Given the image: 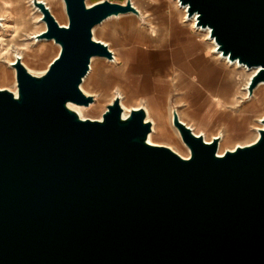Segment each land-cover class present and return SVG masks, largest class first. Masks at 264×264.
<instances>
[{
  "label": "water",
  "instance_id": "obj_1",
  "mask_svg": "<svg viewBox=\"0 0 264 264\" xmlns=\"http://www.w3.org/2000/svg\"><path fill=\"white\" fill-rule=\"evenodd\" d=\"M61 24L32 0L58 53L39 74L17 55L16 91L0 87V264H264V125L218 152L172 110L189 155L148 140L143 106L117 95L100 118L74 104L93 57L113 58L93 28L140 15L132 0H63ZM215 48L264 82V0H178ZM264 124V116L261 117Z\"/></svg>",
  "mask_w": 264,
  "mask_h": 264
},
{
  "label": "bare ground",
  "instance_id": "obj_2",
  "mask_svg": "<svg viewBox=\"0 0 264 264\" xmlns=\"http://www.w3.org/2000/svg\"><path fill=\"white\" fill-rule=\"evenodd\" d=\"M176 4L183 14L181 16L183 21L190 19L194 28L205 30L206 38L209 39V42L204 41L205 47L212 45V49L218 56L230 64L240 66L236 61H230L227 57L222 56L216 50L214 40L209 36L208 28L196 26L194 17L187 18L185 6L180 5L178 0H176ZM3 5L8 7L15 29L28 27L35 15L42 20L41 12L32 0H0V8ZM48 6L58 18L62 20L65 18L63 0H50ZM32 10L37 11V13H32ZM144 17L149 22L145 33L138 28L135 17L122 18L107 26L105 28L107 33L102 31L103 34L109 35L112 44L117 46L118 57L122 64L116 66L110 74L104 75V68L102 71L99 68L101 61L96 63L94 61L96 57H93L90 70L84 77L82 85L90 89L100 90L101 94H105L109 91L110 85L119 81L120 88L123 93L125 92L120 100L123 106L137 102L141 99V95H144L147 100V110L152 113L154 119L148 140L154 142L155 139H166L183 148V142L177 131L169 124L170 87L176 85L179 90H182V88L187 89L189 85L192 86L189 79L194 73H191L192 68H189L190 56H185L186 44L185 38L182 39V32L187 30L188 35L192 38H202L196 30L189 33L191 28L188 23L178 24L180 29L173 30L171 21L167 25H163L164 21L155 19L153 14H145ZM136 34H140L141 38H136ZM54 50H57V47L52 48L48 45L29 50L28 60L31 63L44 66L47 64L46 60L50 53ZM115 58L117 57L114 55L112 59L114 62L116 61ZM127 70L129 73L137 74V77L135 76L136 81L132 82L124 77ZM241 73L245 75L243 72ZM13 76V70L0 64V82L12 80ZM250 76L245 87H247ZM241 79L242 77L236 74L234 69L226 63L217 64L216 60L204 62L203 67L198 71V81L201 87L198 91H193L192 94L190 92L184 94L188 99V106L181 110L179 117L191 121L195 128L205 130V138H207V134L213 133L218 127L217 124L223 127L224 136L222 138L224 142L230 141L236 136L244 135L252 120L253 113L264 107V85L259 87L255 99L246 102L240 111L234 113V109L231 108L229 112L221 110L223 109L222 104L234 103L235 92L239 90ZM97 107L98 105H89L88 108L95 111ZM77 110L82 114L79 108ZM263 125L261 122V126ZM259 127H256L257 135Z\"/></svg>",
  "mask_w": 264,
  "mask_h": 264
},
{
  "label": "rangeland",
  "instance_id": "obj_3",
  "mask_svg": "<svg viewBox=\"0 0 264 264\" xmlns=\"http://www.w3.org/2000/svg\"><path fill=\"white\" fill-rule=\"evenodd\" d=\"M44 1L46 2L47 5H49L50 0H44ZM173 1L174 3H176V0H173ZM92 2L93 0H87L88 4ZM63 8H64V13H65V18L63 20L58 18L52 11L51 12L54 14L55 18L58 20L59 23L66 24L68 20H67V15L65 11L64 1H63ZM32 11H33L32 13H37V11H34V10ZM125 17H135L137 26L143 31V33H145L146 30L148 29L149 22L145 19V17L141 13L140 15H137L132 12L108 17L105 20H103L101 23L95 25L93 28V36L95 38H99L107 42L109 47L113 51V54L117 57L115 58L116 59L115 62L112 60L114 56L113 58H106V57L94 58V61H96V63L101 61L99 68H100V71H102V69L104 68V73H105L104 75L110 74L112 71L115 70L116 66H119L122 64L121 59H119L118 53H117L119 50L116 45L112 44L110 36L105 34L107 33L105 31V28H107V26H110L112 23L119 21L120 19L125 18ZM184 22L188 23L189 26H191L194 30H196L197 34L200 37H202L205 42H209L208 41L209 39L206 38L205 30H197L196 28H194L192 26V22L190 19H185ZM45 26H46L45 22L43 20L38 19L35 15L33 16L32 23L28 27L15 29L13 26V20H12L8 7L6 5H3L0 8V64L6 66L10 70H13L14 72L13 79L6 81V82H0V87H6V88L16 91L15 68L11 65V62L15 59L16 55H19L21 57L22 62L29 69L30 72L39 74L45 70L48 63L51 61V59L58 53L59 45L55 43L53 39H46V38L37 39L35 36L38 32L45 29ZM103 30L105 32L104 34L102 33ZM135 37L141 38V35L136 34ZM43 45H48L49 47H52V48L57 47V50H54L53 52L50 53L49 58L46 60V63H47L46 65L42 66V65H37L35 63H31L28 60V51L32 49H36ZM209 50H210L209 53L211 54L210 60H216L217 64L226 63L227 65H229V67H232L234 69L236 74L242 77L240 81V85H239V90L237 92V97L234 103L223 105L222 106L223 109H221L223 111L226 110L229 112V109L231 108V109H234L233 111L234 113H236L242 109V107L244 106L246 102H248L249 100L255 99L256 93L259 87H261L264 84H261V83L257 84L253 89V93L249 96L247 93V87H245V83L247 82L248 77L254 72L255 69L247 68L246 66L241 65V64L240 66H238V65L230 64L226 62L222 57L218 56L215 51L213 52L212 45L211 47H209ZM240 71L243 72L245 75H242ZM115 75L117 74L115 73ZM135 76L137 77V74L129 73V70L125 71L124 73V77L127 79H130L132 82L136 81ZM80 86L85 93L93 94L95 97L94 101L88 105H78V104L73 105L74 108L77 107L76 109L79 108L81 110L82 114L80 113V115L83 117L100 118L103 111L106 108V105L110 103L113 100V98L117 95L120 97V100H121V98H123L124 93H125V92L123 93V90L120 88L119 81L110 85L109 91L105 94H101L100 90L90 89L87 86L82 85V83ZM169 99H170L169 106H168L169 107V124L171 125L173 129L177 131L178 136L181 138L177 128L172 123L171 116H172L173 108H176L178 114H180L181 110L185 107L186 103H185L184 96L182 95V93L180 92V90L177 88L176 85H172L170 87ZM89 105H93V106L98 105V107L95 111H92L88 108ZM121 105L123 106L122 103ZM136 106H143L145 108L146 110L145 119L150 120L153 126V121H154L153 115L149 110H147V107H148L147 100L144 95H141V99L135 103L124 104L123 109L125 112H128L131 107H136ZM263 116H264V107L259 108L257 112L253 113L252 120L247 128L246 133L241 136H236L232 138V140L230 141H226V142L223 141L222 137L224 136L223 135L224 130H223L222 125L220 124L219 125L217 124L218 127L213 131V133L207 134L206 135L207 138L205 137L204 138L206 140H210L214 135H219L220 140H219L218 152L219 151L223 152L227 148H233L237 144L249 143L256 138L257 136L256 127L258 126L261 127V120L259 119ZM182 120L188 123L195 132L202 133L203 136L204 134H206L205 130L195 128L194 125L191 123V121L185 118ZM154 143L166 144L172 147L174 150H176L178 153H180L183 156L189 155V148L184 142L182 143L183 148L178 147L177 145H175L174 142L168 141L166 139H155Z\"/></svg>",
  "mask_w": 264,
  "mask_h": 264
},
{
  "label": "crops",
  "instance_id": "obj_4",
  "mask_svg": "<svg viewBox=\"0 0 264 264\" xmlns=\"http://www.w3.org/2000/svg\"><path fill=\"white\" fill-rule=\"evenodd\" d=\"M97 1V0H93ZM118 2H125V0H113ZM132 3L138 8L140 13L144 16L145 14H153L155 19H159L160 21H164L163 25H167L170 21L173 24V30H179L178 24L182 25V23H185L181 16L183 14L181 13L180 7L177 6L176 3H174L173 0H132ZM181 27V26H180ZM191 30H189V33L192 31L195 32V30L190 26ZM182 29V28H181ZM184 29V28H183ZM187 29V28H186ZM182 39L185 38V44H186V50H185V56H190L189 59V68L191 69L192 74L191 78L189 76V82L192 83V86L187 87V89L182 88L180 92L184 96V94L187 92H190L191 94L193 91H198L200 89L201 84L198 81V71L200 68L203 67L204 62L210 60L211 54L209 53V47H205L204 45V39L200 38H192L188 35L187 30L186 32L183 31ZM214 52V50H213ZM205 56V57H204ZM190 73V74H191ZM194 75V76H193ZM237 92L235 95V99L237 97ZM185 99V107L188 106V99L184 96ZM191 102L193 100L191 99ZM229 103L222 104L226 105Z\"/></svg>",
  "mask_w": 264,
  "mask_h": 264
}]
</instances>
